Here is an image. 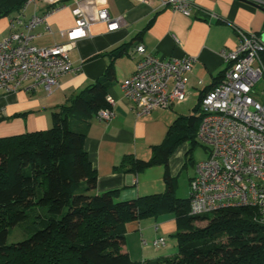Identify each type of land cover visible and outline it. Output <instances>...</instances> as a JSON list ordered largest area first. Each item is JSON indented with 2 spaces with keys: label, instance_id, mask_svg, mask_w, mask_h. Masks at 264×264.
<instances>
[{
  "label": "trees",
  "instance_id": "obj_1",
  "mask_svg": "<svg viewBox=\"0 0 264 264\" xmlns=\"http://www.w3.org/2000/svg\"><path fill=\"white\" fill-rule=\"evenodd\" d=\"M27 1L0 0V18L15 17ZM259 1L264 9V0ZM134 39L137 36L100 54L108 60L104 72L51 111L49 128L0 137V264H264V223L254 220L253 207L191 216L188 197L174 193L167 161L182 143L188 145L185 156L191 161L189 152L198 143L200 97L206 89L190 113L177 115L168 125L161 142L150 147L148 159L125 155L114 167L138 173L162 165L163 191L126 200L117 198L116 189L95 191L96 172L83 140L95 113L108 105L114 60L127 53ZM166 212L176 224L171 234L174 253L132 260L121 249L125 223ZM204 219V225L196 224ZM14 226L24 237L8 242Z\"/></svg>",
  "mask_w": 264,
  "mask_h": 264
},
{
  "label": "crops",
  "instance_id": "obj_2",
  "mask_svg": "<svg viewBox=\"0 0 264 264\" xmlns=\"http://www.w3.org/2000/svg\"><path fill=\"white\" fill-rule=\"evenodd\" d=\"M60 0H39L24 9L27 19L33 13L46 11L50 4ZM190 5L189 15H184L170 6L160 5V0H91L89 9L105 8L110 17H120L121 25L108 30L106 23L93 22L88 35L75 40L67 56L76 68L59 78V85L47 94L41 88L30 93L17 91L0 92V137L28 131L43 130L51 126V111L63 104L66 98L84 88L105 70L107 58L101 56L108 49L133 40L127 53L113 62L114 80L107 94L114 99V116L108 121L93 118L83 140V148L92 168L96 172L98 193L118 190L117 198L131 199L139 195L164 190L162 175L164 167L154 165L138 173L115 169L125 155L148 159L151 146L161 142L168 125L179 114L186 102L194 100L203 89L211 87L215 77L224 68L221 49L232 48L236 43L233 27L252 31L260 35L264 32V10L254 3L243 0H184ZM73 0L60 2L47 13L46 20L52 34L43 31L38 25L32 31L38 33L32 43L49 46L65 43L67 37L59 33L74 25L70 12ZM10 16L0 18V39L9 33ZM138 43L159 58L193 57L192 70L188 77V96L181 103L168 108H157L143 116L136 117L131 102L124 98L119 82L135 69L138 55L134 46ZM198 81L201 83L198 84ZM27 112L22 116L16 114ZM179 145L167 161V169L172 178L173 189L180 196H188V181L194 171L187 172L184 147ZM177 196V195H176ZM156 226V228H155ZM125 241L121 249L135 261H144L158 256L170 255L175 251V241L171 234L176 230L172 213H162L156 218H144L126 222ZM165 237L160 247H152L151 241ZM142 240L145 244L142 243Z\"/></svg>",
  "mask_w": 264,
  "mask_h": 264
},
{
  "label": "built area",
  "instance_id": "obj_3",
  "mask_svg": "<svg viewBox=\"0 0 264 264\" xmlns=\"http://www.w3.org/2000/svg\"><path fill=\"white\" fill-rule=\"evenodd\" d=\"M33 1L28 0L9 20V33L0 39V92L5 94L30 93L37 88L50 94L62 75L76 70L67 53L75 40L88 35L89 25L103 22L113 30L122 22L120 17H110L105 8L90 10L91 0H73L74 25L59 31L67 41L37 46L32 41L39 34L32 30L42 25L44 32L52 34L46 16L55 8L25 19L24 9ZM160 5L190 13L184 0H160ZM233 29L237 40L232 48L221 49L224 68L220 78L200 97L195 138L207 156L194 164L188 181V214L249 206L255 210L254 220L264 223V40L255 32ZM133 51L138 55L135 69L119 82V89L136 117L187 99L193 57L159 58L141 43ZM106 101L107 107L99 109L95 119L108 121L114 116V99L107 94ZM164 243V236L151 241L152 247Z\"/></svg>",
  "mask_w": 264,
  "mask_h": 264
},
{
  "label": "rangeland",
  "instance_id": "obj_4",
  "mask_svg": "<svg viewBox=\"0 0 264 264\" xmlns=\"http://www.w3.org/2000/svg\"><path fill=\"white\" fill-rule=\"evenodd\" d=\"M39 0H34V2H38ZM31 3L28 5L27 8L30 9V7L34 4ZM260 6V2L259 3H256ZM32 8V7H31ZM196 102V98L194 100H189L187 101L186 103L189 104V106L187 108L184 107V105L182 106V114H188L191 112V108L192 106L195 104ZM184 147V150L187 151V148H188V145L186 143H183L182 145ZM190 158H191V161H188L187 160V157L185 156V154H183V161H186V168L184 169L185 171L187 172H192L194 171V164L197 163L198 161H202L206 158L207 156V150L202 146L200 145L199 143H196L190 150L189 152V155H188ZM176 195L177 196H180L179 194V191L176 192ZM208 217H211V214H207ZM207 222V220H197L196 221V224L197 225H204L205 223ZM24 237V234L22 233V231L19 229V227L17 226H14L11 228L10 230V233L7 237V241L10 242V241H16V240H19L21 238Z\"/></svg>",
  "mask_w": 264,
  "mask_h": 264
},
{
  "label": "water",
  "instance_id": "obj_5",
  "mask_svg": "<svg viewBox=\"0 0 264 264\" xmlns=\"http://www.w3.org/2000/svg\"><path fill=\"white\" fill-rule=\"evenodd\" d=\"M243 1H247V2H250V3H254V2H252V1H250V0H243ZM255 4V3H254ZM257 7H259V8H261L258 4H255ZM262 10H264L263 8H261ZM260 36H261V39L262 40H264V32H262L261 34H260Z\"/></svg>",
  "mask_w": 264,
  "mask_h": 264
}]
</instances>
